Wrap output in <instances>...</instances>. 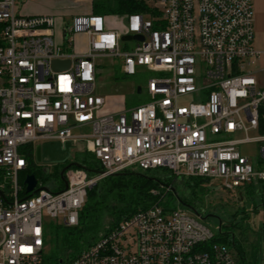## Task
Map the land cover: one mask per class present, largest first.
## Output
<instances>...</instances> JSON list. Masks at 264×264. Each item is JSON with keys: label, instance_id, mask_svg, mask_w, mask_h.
<instances>
[{"label": "built area", "instance_id": "2783aa9c", "mask_svg": "<svg viewBox=\"0 0 264 264\" xmlns=\"http://www.w3.org/2000/svg\"><path fill=\"white\" fill-rule=\"evenodd\" d=\"M19 2L0 0V264H45L46 217L77 225L88 189L126 169L219 180L237 199L253 186L261 200L264 86L255 75L264 50L254 45L252 0H148L149 12L125 14L120 26L112 15L79 13L60 42L57 16L25 14ZM81 34L83 51L75 47ZM133 34L143 39H121ZM99 58H120L126 76L143 67L162 74L147 82L149 101L105 112L96 92ZM54 60L70 65L55 70ZM74 128L89 131L75 135ZM44 140L87 149L102 171L69 168L67 189L46 186L21 198L23 148ZM250 143L253 157L242 153ZM170 190L153 189L148 208L60 264H239L230 247L212 243L199 214L164 204Z\"/></svg>", "mask_w": 264, "mask_h": 264}, {"label": "trees", "instance_id": "16d2710c", "mask_svg": "<svg viewBox=\"0 0 264 264\" xmlns=\"http://www.w3.org/2000/svg\"><path fill=\"white\" fill-rule=\"evenodd\" d=\"M91 7L94 13L103 15L146 14L151 10L148 0H92ZM23 150L27 159V167L19 175V183L21 185L19 196L21 198L27 197L25 179L28 175L34 174L39 184L44 186L51 174V172L48 173L46 168L44 169L37 163L38 159H36V147L34 144L25 146ZM73 154L74 156L71 159H66L63 163L55 165L53 179L51 180V184L54 187V189H51L53 192L64 189L65 185L61 171L69 163H73L71 168L85 169L89 176H94L102 171V166L98 159L87 149ZM76 162L80 166L75 165L74 163ZM160 170L166 173L165 179L155 175L157 170L126 169L98 180L87 191L85 203L79 212L78 224L71 227L58 226L56 231L57 249L55 254L49 257L48 262H45V264H60L61 262L66 263L75 259L81 250L93 245L98 239L114 229L123 219L148 208L155 199L152 190L166 185V182L169 181L166 179L172 177L167 169ZM1 179L2 174H0ZM181 179L185 182L186 191L181 194L178 193V195L176 190H170L166 196L167 199H169V195L170 199L175 195L184 205L193 204L198 194L203 195L209 192L206 187V182L208 181L206 178L190 176L177 180L180 181ZM253 189V186L248 188L251 198H254ZM9 190L10 185L7 183L3 192L5 193ZM262 192L260 205L264 208V184H262ZM6 200L9 201L7 196ZM239 203L241 202L238 197ZM258 208L260 207H256L257 210ZM238 210L243 215L247 213V210L241 209L239 205ZM237 215L238 211L234 214L233 219ZM231 224L234 225L233 220H231ZM218 240L220 238L216 239L214 236L212 243H216ZM232 242L241 264H258V260L264 262V255L262 257L260 255L261 251H264V234L260 235V245L252 244L251 248L253 249L250 252L247 251L241 240L237 239L235 235Z\"/></svg>", "mask_w": 264, "mask_h": 264}, {"label": "rangeland", "instance_id": "374dc122", "mask_svg": "<svg viewBox=\"0 0 264 264\" xmlns=\"http://www.w3.org/2000/svg\"><path fill=\"white\" fill-rule=\"evenodd\" d=\"M62 3L58 10L53 12L56 14V40L59 41L62 38V29L64 26L71 24L72 14L79 12H70L63 8L65 5L78 3L79 6H91L92 0H60ZM253 1V16L255 25V40L254 45L257 49L264 50V0H252ZM32 4H38V0H30ZM21 3V0L20 2ZM78 10V8H77ZM83 12V11H81ZM120 16H116V23L120 26ZM129 46H134V42H128ZM99 68L98 76L96 80V92L104 96L106 100L105 112H111L119 110L123 102L127 106H135L138 104H143L149 101V96L146 91V85L150 78L161 76L162 74L147 70L144 67L139 69L137 74L133 76H126L121 71L122 60L120 58L110 59V58H99L98 59ZM259 69L263 70L257 71L256 79L260 87L264 86V64L259 65ZM141 86L142 93L137 92V87ZM192 102V99L183 98L181 99V104L187 105ZM88 128H74L72 130L73 134L79 135L83 132H88ZM61 146H60V145ZM41 146V160L37 163L46 168L48 173L51 172L49 180L44 184V186L54 189L51 184V180L54 175V167L56 164L63 163L66 159H71L74 154L80 152V148H70L67 145H63L55 140H44L35 144V147ZM67 148V149H66ZM82 151V150H81ZM242 153L248 157H253L257 154V145L250 143L242 148ZM64 155L61 159L60 156ZM37 159V158H36ZM155 175L162 179H165L166 173L163 170L155 171ZM67 174V173H66ZM170 174V173H169ZM171 175V174H170ZM67 176V175H66ZM166 183L172 184V190H176L177 194H181L186 191L184 180L181 179L174 181L175 179L171 177ZM206 187L209 192L206 194H198L196 200L193 204H186L180 202V200L174 195L172 199L166 198L164 201L165 205L172 208H182L187 211L192 216H197L195 211L200 215L199 220L210 229L216 239L220 238L216 243L226 244L232 250L234 258L239 264L238 254L233 245V237L236 236L237 239L241 240V243L245 246L248 252L252 244L260 245V235L264 234V214L261 209V202L255 196L251 198L250 194L244 191V201L238 204V199L233 193L223 189L221 182L219 180H208L206 182ZM178 194V195H179ZM155 200V199H154ZM189 205V206H188ZM246 209L247 213L243 215L240 210ZM258 208V210L256 209ZM238 215L234 218V214ZM47 220V243L44 248V261L48 262L49 257L55 254L57 249L56 243V231L58 226L61 225L60 221L52 220L46 217ZM233 220V224H231ZM221 222V223H220ZM234 234V235H233ZM263 249V248H262ZM261 257L264 255L262 250L260 253ZM258 264H264L263 261L258 260Z\"/></svg>", "mask_w": 264, "mask_h": 264}, {"label": "crops", "instance_id": "0c3cea01", "mask_svg": "<svg viewBox=\"0 0 264 264\" xmlns=\"http://www.w3.org/2000/svg\"><path fill=\"white\" fill-rule=\"evenodd\" d=\"M38 1H39L38 4H32L30 2V0H21V3H19V7H20L19 9L21 12L28 14V15H35V14H37V15L38 14L56 15L53 12L58 10L60 5L62 4V3H60L61 2L60 0H38ZM63 8L67 9V11H70V12H79L80 11L79 13H88V12L92 11L91 6L90 7L85 6L83 8V7L79 6L78 3L65 5ZM77 8H78V10H77ZM81 11H83V12H81ZM79 13H75V14H79ZM75 14H72V15H75ZM116 16L121 17L119 19L120 24H121V19H122L123 15H112V18H111L112 22L117 25L116 20H115ZM62 40H63V37L59 40V42ZM86 41H87V38L85 35L81 34V35L76 36V39H75L76 49L79 51H83L85 49ZM68 147H70V146H68ZM70 148H72V147H70ZM60 157L62 160L66 159V158H64V155H62Z\"/></svg>", "mask_w": 264, "mask_h": 264}, {"label": "water", "instance_id": "95a60500", "mask_svg": "<svg viewBox=\"0 0 264 264\" xmlns=\"http://www.w3.org/2000/svg\"><path fill=\"white\" fill-rule=\"evenodd\" d=\"M122 40H132V39H135V40H142L143 37L139 34H133V35H123ZM70 65V60H64V61H60V60H54L52 62V66L55 70H59L60 68H67L68 66ZM141 86H138L137 87V92L138 93H141ZM36 155H37V159L38 161L41 160V146L38 145L36 147ZM73 163H69L68 165H66L63 170L61 171V176H62V179L64 180V189H67L68 188V181L65 177V172L71 168ZM75 165L77 166H80L79 163H74ZM117 174V173H116ZM25 183L27 185L26 187V193H27V196H32L33 194L37 193L40 189H46L47 187L46 186H40L38 185L39 182L36 178V176L34 174H30L26 177L25 179ZM0 194L2 195V192L0 190ZM239 198H240V202H242L244 200V197H243V193L240 192L239 193ZM196 214H199L197 211H195ZM221 223V222H220Z\"/></svg>", "mask_w": 264, "mask_h": 264}, {"label": "flooded vegetation", "instance_id": "af4514ba", "mask_svg": "<svg viewBox=\"0 0 264 264\" xmlns=\"http://www.w3.org/2000/svg\"><path fill=\"white\" fill-rule=\"evenodd\" d=\"M244 201V200H243ZM242 203V202H241Z\"/></svg>", "mask_w": 264, "mask_h": 264}]
</instances>
